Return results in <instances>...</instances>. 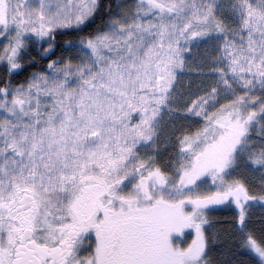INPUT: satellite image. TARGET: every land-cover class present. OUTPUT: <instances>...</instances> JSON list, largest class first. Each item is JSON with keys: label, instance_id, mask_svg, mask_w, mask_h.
Masks as SVG:
<instances>
[{"label": "snow or ice", "instance_id": "obj_1", "mask_svg": "<svg viewBox=\"0 0 264 264\" xmlns=\"http://www.w3.org/2000/svg\"><path fill=\"white\" fill-rule=\"evenodd\" d=\"M0 264H264V0H0Z\"/></svg>", "mask_w": 264, "mask_h": 264}]
</instances>
